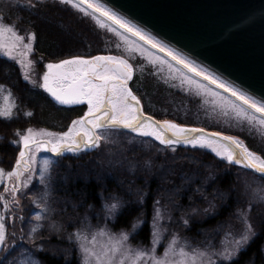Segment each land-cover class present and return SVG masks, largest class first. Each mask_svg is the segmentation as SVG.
<instances>
[{"label":"trees","instance_id":"obj_1","mask_svg":"<svg viewBox=\"0 0 264 264\" xmlns=\"http://www.w3.org/2000/svg\"><path fill=\"white\" fill-rule=\"evenodd\" d=\"M13 2L8 7H3L5 2H1L0 11L7 20L22 29H29L27 32L37 34L35 54L42 63H54L75 56L89 58L105 54L109 47L115 45L109 33H104L98 26L92 30L83 25L58 0H32L36 4L34 8L26 7L29 0ZM0 85L6 89L0 92V106L6 103L15 105L11 120L0 117V168L6 172L15 168L19 148L11 141L18 139V131L32 128L62 132L68 129L72 120L86 112L84 104L60 105L42 89L33 88L23 79L19 65L2 55ZM8 90L11 97L5 99ZM160 98L165 101L160 96L157 100ZM29 111L33 113L30 117L25 115ZM151 142L152 147H145L142 142L125 138L117 143L102 142L99 148L93 150L56 157L58 160L51 171L52 197L56 200L59 216L72 226L75 217L87 216L90 209L101 207L103 195L106 194L108 199L113 196L123 204L113 228H130L137 218H144L143 225L133 238L137 243L148 244L151 241V219L158 205L156 201L174 211L175 220L187 237L208 239L217 236L214 231L226 224L234 209L243 202L237 191L236 166L228 165L211 151L201 148L179 147L172 151L165 147L163 152H157L158 143ZM105 146L108 147L104 149ZM4 184L0 183V197H3L0 199L1 206L7 202L9 211H13L11 221L7 223L8 231L14 227L15 243H25L31 209L29 196L35 184L32 189L23 191L19 187L18 199L21 204L19 201L17 205L12 204L16 197L11 199L12 192L5 191L7 186ZM141 197L142 204L139 202ZM207 203H211L212 210L207 208ZM204 207V216L193 214L196 208ZM209 211L213 213L208 214ZM262 215L259 233L232 264H249L253 259L256 260L255 264H264V212ZM185 219L189 221L188 226L184 224ZM42 238L48 239L46 242L54 246L62 242L51 235H43ZM39 258L43 264H81L76 254L66 258L51 251H40Z\"/></svg>","mask_w":264,"mask_h":264},{"label":"snow or ice","instance_id":"obj_2","mask_svg":"<svg viewBox=\"0 0 264 264\" xmlns=\"http://www.w3.org/2000/svg\"><path fill=\"white\" fill-rule=\"evenodd\" d=\"M58 2L71 6L84 16H91L102 28L107 27L110 31L117 32L121 36L127 33L138 37L140 41L151 45L152 48L166 53L173 61L183 65L188 71L203 77L205 81L223 89L224 92L230 93L231 97L234 98L230 102V107L238 116L264 126V100H257L218 77L208 74L203 69H198L192 62L187 61L171 49H167L165 45L151 36H147L142 29L108 7L107 4L102 3L101 0H58ZM26 7L34 8L36 4L29 0ZM125 39H127L126 36ZM36 40L37 34L35 32L21 34L15 23L6 22V18L0 15V54L20 65L23 79L28 81L33 88L42 89L60 105L86 104L87 111L78 119L72 120L65 132L52 133L43 129L34 130L32 128H28L24 132L18 131L16 133L18 139L11 141L19 148L15 168L9 172L0 168V183H3L5 177L9 180L15 177L16 181L20 182L21 187H27L32 176L35 175L38 153L43 151L52 153L56 157H62L65 153L78 154L88 149L99 148L101 141L106 139L104 133L109 129H127L142 137H152L166 148H171L172 151H175L174 146L178 144L190 145L192 148H206L216 157L227 161L229 165H240L264 176V156H259L250 151L239 139L223 136L218 132L208 134L204 129L182 127L167 120L161 123L145 116L139 99L128 87V81L133 76V68L126 60L114 56H94L90 59L75 56L60 60L57 63H47L45 65L47 71L39 77L40 82L32 79L30 72L35 62L29 57L35 51L33 45ZM161 62L164 61L161 59ZM188 83H192L191 77H188ZM197 86L200 87L198 81ZM204 87L207 90V86ZM5 90V86L0 85V92ZM10 97L11 92L8 90V97L5 99ZM13 108L15 105L11 103L0 106V117L11 120ZM25 115L30 117L33 113L29 111ZM39 163L41 165L40 181L45 183L46 173L49 172L53 161L45 158ZM25 173L28 174V178L21 181V177ZM19 190L16 184H13L11 192L15 193ZM5 191H9V189L6 188ZM254 191L259 194L258 198L264 201V189ZM48 195V192H44L39 202L33 200L36 207L43 212L49 211L46 205ZM2 198L0 197V199ZM13 202L18 203L15 199ZM139 202L143 203L142 197ZM156 203L159 204V201ZM4 207L5 209L8 208L7 202ZM105 207L108 214L115 217L123 208V204L117 201L106 204ZM247 211H251V205ZM241 215L245 219V232L239 239L232 241L233 249L225 248L216 254L221 261H228L230 264L234 262V257L238 255L240 249L256 235L247 215L245 213H241ZM158 217L159 213L157 212L153 217V245L158 243V232L155 231ZM42 219L44 217L38 212L35 215V220L40 221ZM141 224L143 221L137 218V222L132 224V232H135ZM184 224L188 226L189 221L185 219ZM38 227L40 225L33 227L31 232L36 233ZM130 235L131 233L123 230L119 234H113L104 228H100L91 234V240H89L87 236H82L79 231L75 233L76 238L82 241L80 249L85 258L84 264H141L145 258L150 261V264H198V257L206 255V253L190 255L185 252L183 247L177 250L175 237L166 249L164 257H157L154 247L151 254L139 250L133 253L130 248L125 249V244ZM69 238H72L71 235ZM15 239L16 233H12L11 236L8 235L4 217L0 215V253H3L0 256V264H5L6 261L8 264H36L35 261L23 258V254H21V258L13 257L11 261L8 260V257L12 256L18 247H23L22 244L17 245ZM31 243L35 246V239H32ZM169 256H178L179 259L170 260ZM117 257H119L118 260ZM199 264H205L204 260L199 259ZM208 264H212L210 259Z\"/></svg>","mask_w":264,"mask_h":264},{"label":"rangeland","instance_id":"obj_3","mask_svg":"<svg viewBox=\"0 0 264 264\" xmlns=\"http://www.w3.org/2000/svg\"><path fill=\"white\" fill-rule=\"evenodd\" d=\"M13 1L14 0H0V3L5 2L3 7H8L10 4L14 3ZM14 5L25 7V5L21 3H15ZM65 7L71 13H73L75 17L82 21L83 25H87V27L92 30L96 29V26H98V29H102V31L106 34L109 33V35H111L115 40V45L109 47L108 51H106L105 54L101 53V55L96 56L108 55L118 57L120 59L126 60L128 64L132 66L134 77L131 83L128 84V87H130L132 90H139L141 88L139 90L141 94H133L137 97V99H139L140 106L143 109V112L152 114L161 122L167 120L179 124L182 127L204 129V131L210 133L218 132L223 136L235 137L239 139L250 151L256 153L259 156H264V126L259 125L257 122H250L246 118L238 116L236 112L230 107V102L233 99L228 97L223 92L211 87L204 81H201L190 75L164 56L146 48L133 38L127 35L121 36L117 34V32L110 31L107 27L102 28L91 16H84L82 13L78 12L76 9H73L71 6L65 5ZM0 15L6 18L3 11H0ZM33 15L38 14L33 13ZM6 22L14 23L7 19ZM15 25L21 34H24L29 30L26 29V31L25 29H22L16 23ZM125 36L127 37V39H125ZM33 47L35 49V44L33 45ZM36 56L37 54H35L34 51L33 54L29 57V59H32L35 62L32 66L30 76L32 77V79H36L38 82H40L39 77H41L43 73L47 71L45 67L47 63H42L40 59H37ZM3 57L8 61L10 60L5 56ZM90 58L91 57L85 59ZM161 59L164 61L163 63L161 62ZM10 61L12 63H16L13 60ZM57 62L59 61H56L54 63ZM188 77H191L192 83H188ZM197 81L199 82V88L197 86ZM204 86H207V90H205ZM158 96L164 97L165 101H162L161 98L157 100ZM43 130L52 133H61L48 129ZM123 131H125V133H119ZM104 134L106 139L102 142L107 141V143H109L111 141L117 143L123 141L125 138H128L133 141L142 142L145 147H152L151 144L153 142L151 141H154L158 143L159 146L156 148L157 152H163L165 148V146L161 145L159 141H155L152 137H142L137 133L128 132L123 129H109ZM161 146H163V148ZM107 147L108 146H105L104 149ZM174 147L175 151L179 147H185L188 149L199 148H192L190 145L183 144H178ZM169 149L172 150L171 148ZM201 149L210 151L206 148ZM89 150L93 149H88V151ZM45 158L51 159L53 161V164L56 160H58L56 159V156L54 157V155H51L49 152L42 151L38 153V162L35 165V175L32 176L27 187H21L20 182H17L15 177H13L11 180L5 177L3 180V183H5L4 185L7 186L9 191H11L13 184H16L18 188L20 187L22 191L28 188L32 189L33 184H35L34 191H32L29 196L31 209L28 222L29 225L25 230V243H23V241L16 243L17 245L22 244L23 247H18L17 251L13 253L12 256L8 257L9 261H11L13 257L21 258V254H23V258L30 261H35L36 264H43L42 260L39 258V252L51 251L53 254L62 255L66 258H72L73 255L76 254L81 264H84L85 258L80 249V244L82 241L76 238L75 233L79 231L82 236H87L88 239L91 240L92 233L96 232L97 229L104 228L113 234H119L122 230L131 233V235L129 236V240L125 244V249L130 248L133 253L139 250L151 254V250L154 247L155 255L157 257H164L166 249H168L169 244L173 240V237H175L177 239V250L180 247H183L185 252L189 253L190 255L206 253L205 256L198 257V264L199 259H203L205 264H208L209 259L212 261V264H221L228 261H221L220 257L216 254L222 252L225 248L233 249L234 245L232 241L234 239H239L246 230L245 219L244 216L241 215V213H245L247 215L248 221L252 224L255 230V237L259 233L260 223L261 220H263L262 213L264 212V201L258 198L259 194L254 190L264 189V178L254 173L253 171L243 168L240 165L230 166H236V168L238 169L237 191L238 195L241 197V199H243V202L241 205L238 204V206L234 209L233 214L229 217L228 222L226 224H223L220 229L218 228L216 231H214L216 232V234H218L217 236L208 239H205L204 237L200 239L187 237L186 234L181 230L182 227L180 226V224L175 220L174 211L168 209L170 207L166 205L164 206L163 204H158L155 207L153 213V217L157 214V212L159 213V217L156 221L157 227L155 229V231L158 232V243L153 245V217L151 219V241L148 244H144L141 242L137 243L133 240V238L136 236L143 224H141L135 232H132V225L130 226V228H113V223L115 222L119 212L115 215V217H113L112 215L108 214L105 205L115 203L120 200L116 199V197L113 196L111 197V199H108V196H106V194L103 195L101 207L90 209V212L86 214L87 216L75 217L73 219L74 224H71L73 227L69 226L70 223L64 221L63 218L59 216L60 214L57 209L58 206H56V200H54V198L52 197V166L49 172L46 173L45 183H41L40 181L41 165L39 161ZM27 178L28 174L25 173L24 176L21 177V181H24ZM44 192L49 193L48 197L46 198V205L49 209V211L47 212H43L40 208L36 207L35 203H33V200L39 202L40 197ZM10 196L12 200L16 197L15 200H17L18 202L20 201L18 199V191L15 193H11ZM3 201L4 200H2V202ZM4 204L5 203L3 202L1 206L0 201V206L2 207H0V215L4 217L7 233L9 236H11V234L15 231V228L13 227L10 229V231H8L7 223L11 221L10 216L13 211H9V208L5 209ZM12 204L17 205L18 203L12 202ZM250 205L251 211L248 212L247 210L249 209ZM207 208L209 210H212L211 203H207ZM204 209L205 207L196 208L193 211V214L203 215L205 213ZM38 212L44 217V219L40 221L35 220V215ZM211 213L213 212L209 211L208 214ZM139 220H142L144 223L143 217H139ZM134 222H137V220H135ZM37 225H40V227L37 228V232L32 233L31 229L33 227H36ZM43 235H51L54 238L57 237V239L62 242L61 244L58 243V245L54 246L50 243H47L46 241L48 239L46 240L45 238H42ZM70 235L72 237L71 239L69 238ZM255 237L252 238L247 245H244L240 249L238 255H236L234 259H236L242 251L248 248ZM32 239H35V246H33V244L31 243ZM2 255L3 253H0V256ZM118 259L119 257H117V260ZM169 259L174 260L179 259V257L169 256ZM145 261H147V258H145ZM145 261H142L141 264H145ZM255 263L256 260L253 259L249 264ZM5 264H8V261H6ZM147 264H150V261H147Z\"/></svg>","mask_w":264,"mask_h":264},{"label":"water","instance_id":"obj_4","mask_svg":"<svg viewBox=\"0 0 264 264\" xmlns=\"http://www.w3.org/2000/svg\"><path fill=\"white\" fill-rule=\"evenodd\" d=\"M101 2L189 62L249 96L264 100V0ZM140 42L224 92L177 64L166 53Z\"/></svg>","mask_w":264,"mask_h":264},{"label":"flooded vegetation","instance_id":"obj_5","mask_svg":"<svg viewBox=\"0 0 264 264\" xmlns=\"http://www.w3.org/2000/svg\"><path fill=\"white\" fill-rule=\"evenodd\" d=\"M130 88V87H129ZM131 89V88H130ZM132 91V90H131Z\"/></svg>","mask_w":264,"mask_h":264}]
</instances>
